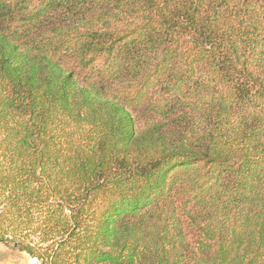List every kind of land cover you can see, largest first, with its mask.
I'll return each mask as SVG.
<instances>
[{"label":"trees","instance_id":"1","mask_svg":"<svg viewBox=\"0 0 264 264\" xmlns=\"http://www.w3.org/2000/svg\"><path fill=\"white\" fill-rule=\"evenodd\" d=\"M0 244L264 264V0H0Z\"/></svg>","mask_w":264,"mask_h":264},{"label":"rangeland","instance_id":"2","mask_svg":"<svg viewBox=\"0 0 264 264\" xmlns=\"http://www.w3.org/2000/svg\"><path fill=\"white\" fill-rule=\"evenodd\" d=\"M0 264H39L35 258H31L25 252L0 244Z\"/></svg>","mask_w":264,"mask_h":264}]
</instances>
